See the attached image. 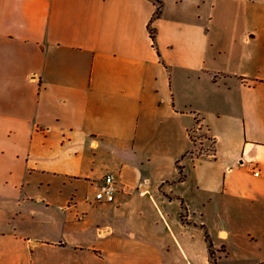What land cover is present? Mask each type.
I'll list each match as a JSON object with an SVG mask.
<instances>
[{"label": "crops", "instance_id": "0c3cea01", "mask_svg": "<svg viewBox=\"0 0 264 264\" xmlns=\"http://www.w3.org/2000/svg\"><path fill=\"white\" fill-rule=\"evenodd\" d=\"M206 232L264 264V0H0V264H208Z\"/></svg>", "mask_w": 264, "mask_h": 264}, {"label": "built area", "instance_id": "2783aa9c", "mask_svg": "<svg viewBox=\"0 0 264 264\" xmlns=\"http://www.w3.org/2000/svg\"><path fill=\"white\" fill-rule=\"evenodd\" d=\"M197 134H201V131H199L198 129H193L189 133L191 141L193 142V146L197 144V139H198L196 138ZM189 154H191V156L194 157H202V156H210L212 153L205 155L196 151L195 147H193L192 150L189 152ZM116 192H117V185L115 179L111 175H106L97 186V190L94 195V201L96 203H112L115 200Z\"/></svg>", "mask_w": 264, "mask_h": 264}, {"label": "trees", "instance_id": "16d2710c", "mask_svg": "<svg viewBox=\"0 0 264 264\" xmlns=\"http://www.w3.org/2000/svg\"><path fill=\"white\" fill-rule=\"evenodd\" d=\"M158 4L159 5H158L157 10L155 12L154 18H157V17L160 16V12H161L160 7H161V5H160V3H158ZM150 32H151L150 33L151 34V38H152V40H154L155 31L153 29H151ZM183 178H184V175L181 174L180 177H179V180H182ZM205 240H206L207 245H208V253H209V263L208 264H216L217 263V256H216L215 252L212 249V244L210 242L209 235H208L207 232L205 233Z\"/></svg>", "mask_w": 264, "mask_h": 264}, {"label": "rangeland", "instance_id": "374dc122", "mask_svg": "<svg viewBox=\"0 0 264 264\" xmlns=\"http://www.w3.org/2000/svg\"><path fill=\"white\" fill-rule=\"evenodd\" d=\"M204 136L205 134L203 132H201V134H197V144H195L193 147H195L196 151L207 155L209 153H212L213 143L212 141L206 139Z\"/></svg>", "mask_w": 264, "mask_h": 264}]
</instances>
